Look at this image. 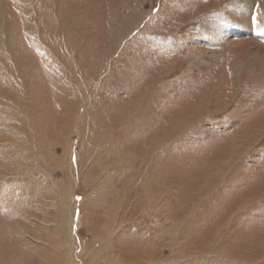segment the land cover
<instances>
[{
    "label": "rangeland",
    "instance_id": "rangeland-1",
    "mask_svg": "<svg viewBox=\"0 0 264 264\" xmlns=\"http://www.w3.org/2000/svg\"><path fill=\"white\" fill-rule=\"evenodd\" d=\"M261 6L264 0H0L6 14L4 20L0 15V264L60 263L61 250L67 247L65 241L61 243L66 218L60 211L68 216L71 208L60 202L59 180L68 191L64 199H73L79 217L88 213L75 230L82 248L78 264H91L89 253L95 245L104 248V239L95 237L111 222L104 215L117 204L114 189L120 188L132 192L122 203L124 209L119 204L116 212V217L128 222L117 232L118 250L127 242L139 258L141 245L160 226L161 238H155L159 253L147 258L156 264H264ZM108 71L113 80L124 78L129 85L106 89L104 84H112ZM71 84L86 96L85 101L84 96L79 99V106ZM29 93L37 103L26 113L23 107ZM97 93L107 94V101L95 104L100 101ZM60 101L69 102L60 105ZM203 101L204 108L197 109ZM146 103L151 105L146 118L149 130L135 115L142 113ZM76 108H80L78 121H67V114L71 117ZM16 109L23 113L14 125L12 119L8 121L15 129L10 133L6 121ZM81 113H91L94 124L83 126V130L92 126L89 133L79 131L80 121H85ZM34 127H40L39 133ZM160 130L159 148L165 154L161 171L152 168L149 159L145 168L153 179L150 188L145 184L151 193L162 191V203L171 205L166 219L165 212L160 218L147 213L146 201L140 197V183L146 177L140 174L138 180L130 170L135 163L131 153L143 148L144 138L153 141ZM27 131L40 139L31 144L23 138ZM105 140L112 142L111 151L105 149ZM43 149L53 155L48 167L54 181L48 189L36 177L48 163ZM66 153L68 160H77L80 180L75 178L76 183L72 169L54 164L56 156ZM141 162L140 157L135 165L141 167ZM103 166L120 168L121 174L110 179L113 188L92 179L99 175L104 179ZM204 171L212 178L209 198L197 195L204 185ZM155 177L161 184L156 185ZM174 222L184 224L168 232ZM112 250L116 248L104 251L94 264L115 263L118 256Z\"/></svg>",
    "mask_w": 264,
    "mask_h": 264
},
{
    "label": "bare ground",
    "instance_id": "bare-ground-1",
    "mask_svg": "<svg viewBox=\"0 0 264 264\" xmlns=\"http://www.w3.org/2000/svg\"><path fill=\"white\" fill-rule=\"evenodd\" d=\"M8 11V10H7ZM9 12V11H8ZM264 6H261L260 7V13H259V16H258V19H259V21L260 22H262L263 24H264ZM7 14H9V13H7ZM0 15H1V18L4 20V16H6V14H5V12L3 11V9H1L0 8ZM41 23V22H40ZM124 27V26H123ZM120 29V28H119ZM121 33V32H120ZM253 35V34H252ZM50 39V38H49ZM51 40V39H50ZM122 42H123V40H122ZM56 56H58V54L56 55ZM113 70V69H112ZM108 72H110V71H108ZM104 73H106V71H104ZM119 73V72H118ZM116 75H118V74H116ZM121 75V74H120ZM115 76L113 75V73L112 72H110L109 74H108V76H107V79H108V81L109 82H111L112 81V84H110V86H108V85H106V84H104V87L106 88V89H108L109 87H113V86H116V88L117 89H120V88H118V84H120V83H123V85L124 84H126V83H128V82H126V81H128V80H125L124 78L122 79V78H115L114 80H113V78H114ZM123 77V76H122ZM128 78V77H127ZM14 81V80H13ZM14 83H16L15 81H14ZM72 85V84H71ZM128 85H129V83H128ZM101 86H102V84H101ZM121 86V85H120ZM146 86V85H145ZM104 87H102L101 88V90L103 89L104 90ZM147 87V86H146ZM116 88H113V89H116ZM10 89L12 90V91H15L16 90V88L15 87H12V86H10ZM71 89H73L74 90V94H73V97H74V100H75V102H77V104H75L74 102V104L75 105H78L79 106V99L80 98H82L83 96H84V101H85V95H84V93H82L81 95H80V93H79V90L78 89H76V88H74V86L72 85V88ZM144 90H147V88H145ZM109 92V91H108ZM116 92V91H115ZM71 93H73V92H70V93H67V95H68V97L70 96V94ZM37 95V94H36ZM107 95V94H106ZM106 95L104 94V96H102V93H97V96L96 97H98V98H100V101H98V99H96L95 100V104L97 103V102H99V103H105L107 100H106ZM28 97H29V99H26V101H25V106L23 107L24 108V111L26 112V113H30V112H32L33 111V109H34V105L37 103H35V104H33V99L35 100V97L36 96H34V95H32V94H28L27 95ZM77 96H79V98L77 97ZM203 98V97H202ZM129 100V99H128ZM201 100V99H200ZM205 100V99H204ZM71 101H73V100H71ZM139 101H141V100H139ZM202 101V100H201ZM128 102V101H127ZM150 102L151 103H153L151 100H150ZM68 103V102H67ZM90 104H92L93 105V103H94V101H91V102H89ZM149 103V102H148ZM155 103V102H154ZM203 103H204V101L201 103V104H199L198 106H200V107H198L197 109H200L201 107H202V109L204 108V105H203ZM206 103V102H205ZM126 105H127V103H125ZM155 105L157 106V104L155 103ZM82 106V105H81ZM206 106V105H205ZM93 107V106H92ZM150 107H151V105L149 106V104H147L146 103V106H145V108H144V110L142 111V113L140 114V113H138V112H136L135 113V115H136V117H137V119H139L140 117H141V119H142V114L144 115L145 114V116L144 117H146V118H148V110L150 109ZM78 108V107H77ZM77 108L75 109V111H73V112H71V114H70V116L71 117H69V115L67 114V121H72V120H74V121H78L77 120V118H78V116H80V108L77 110ZM66 111V110H65ZM22 111L20 110V109H16V110H12V111H10V114L9 115H12V117L11 116H8V118H7V121H6V123H7V131L8 132H10V133H14V131H15V129L13 130V128H11V124L10 125H8V121L10 120V119H12V120H10V123H12V125H14L15 124V118L16 117H18V116H21L22 115ZM83 116H84V122L82 123V121L83 120H81L80 121V129H79V131L80 132H83L84 134L85 133H89L90 132V130H91V128H92V126H91V128H89L88 130L86 129L87 127H85V129L83 130V126H84V123L86 124V123H89V124H94V123H92L93 121H92V117H91V113H81ZM3 115H5V113H3ZM128 116H129V114H127ZM139 115H141V116H139ZM154 116H156L155 115V113H154ZM158 116H159V114H158ZM9 117H11V118H9ZM63 117H64V115H63ZM79 119V118H78ZM134 119V118H133ZM150 120V119H149ZM167 120H174V119H172V118H168ZM17 121V120H16ZM139 121V120H138ZM153 122L155 121V117L153 118V120H152ZM97 122H99V121H97ZM152 122V123H153ZM142 124H140L141 126H142V128H147V130H149V128L147 127L148 126V124H149V122L148 123H146L145 122V125H144V123L143 122H141ZM176 123V122H175ZM79 124V123H78ZM99 124V123H98ZM136 124V123H135ZM173 124V123H172ZM132 127V126H131ZM133 127H135V126H133ZM132 127V128H133ZM35 129H37V127H34ZM38 130V129H37ZM39 130H40V127H39ZM39 130H38V133H39ZM41 130H42V127H41ZM162 130V129H161ZM161 130H160V132H161ZM199 131V130H198ZM96 131H93L92 132V134H94ZM122 134V133H121ZM124 134V133H123ZM123 134H122V138H123ZM160 134H162L163 135V131L161 132V133H159V132H157L156 134H155V136L153 137V141H151L150 140V142H149V137H147L148 139H146V138H144V140L146 141L147 140V142H144L143 143V148L142 149H146L147 150V152L145 151V153H143V156H141V147H142V145L140 146V147H138L137 149L138 150H135L133 153H131V155H132V158H133V161L136 163L139 159H140V157H141V167L140 166H136L135 165V163H131L132 165L130 166V170H131V172H132V174L134 175V177H138V180H139V178L141 177L140 176V174L141 175H145V177H146V179H145V181H143V183H142V185H141V183H140V186H141V190H140V192H141V201H143V203L146 201V205H144L143 207H145V209H147V213L148 214H150L151 216H154V217H156V218H160V213L161 212H165V219H166V217L168 216L167 214H169L171 211H170V207H171V205L170 204H168V202H167V200H165L167 203H162V201L161 200H163L164 198H163V195L161 194L162 193V191H159V193L157 194V193H151V192H154V191H150V189H148L147 188V186H149V188H150V186H151V184H152V179L150 178V174H148L149 173V170H147L146 168H145V166L147 167V165H148V163H149V159L151 160V163H152V168H154L155 169V167H158L159 168V171H161L160 169V165L159 164H161V159H162V157H164V155L165 154H161V152H163V151H161V148H159L160 147V143H159V141H160V139H159V136H161ZM39 134H37V135H34V136H30V132L29 131H27V132H24V134H23V138H26V140L27 141H29L30 140V143L32 144V140H38V138L40 139V137L38 136ZM149 135V134H148ZM86 137H87V139H88V141H90V138H89V135H85ZM121 136V135H120ZM0 137H1V134H0ZM6 137V135H4V138ZM15 137V136H14ZM125 137V136H124ZM162 137V136H161ZM109 142H107V140H105V149H107V150H110L113 146H112V142H110V140H108ZM41 143L45 146V142L42 140L41 141ZM107 144V145H106ZM168 144V143H167ZM224 146V145H223ZM233 146V145H232ZM108 147V148H107ZM234 147V146H233ZM20 148V147H19ZM128 148V147H127ZM11 149H13L12 147H11ZM15 150V149H14ZM17 150V149H16ZM45 150V149H44ZM115 150V149H114ZM140 150V151H139ZM101 151H103V150H101ZM105 151V150H104ZM111 151V150H110ZM138 152H140V156H138V155H136ZM54 154V153H53ZM71 155V154H70ZM123 155V154H122ZM162 155V156H161ZM45 156L47 157V158H49L50 160H52L53 159V155H52V153L50 152V151H47V150H45ZM69 156V155H68ZM70 157V156H69ZM56 158H57V156H56ZM118 159H119V157H117ZM125 158V157H124ZM123 159V158H122ZM2 160V159H1ZM76 161V165H74V162ZM131 161V160H130ZM147 162V163H146ZM220 162H222V161H220ZM125 163V162H124ZM146 163V164H145ZM139 164V163H138ZM78 163H77V160L75 159L73 162H72V160L70 161V158H69V160H68V157H67V154H65V155H63V156H61L60 158H58V160H57V166H59L60 168H65V170H70V169H72L73 170V172H72V175H73V173H74V176H73V180H74V182L76 183V180H75V178H77L78 180H80V174L78 173ZM133 165H135V166H133ZM70 166H72V168L70 167ZM75 168H74V167ZM133 166V167H132ZM76 167H77V170H76ZM92 167V166H91ZM104 167V166H103ZM208 169H209V164H208ZM112 168V167H111ZM139 169V170H138ZM42 170H43V172H41V174L39 175V176H36L37 177V179L38 180H41L42 181V183L43 184H46V186H45V188L46 189H48V187H50V183L51 182H53L54 181V178H50V179H48V175H47V170H49V168L48 169H46V168H44V167H42ZM104 170H106V172H105V174H102V175H104L103 177H104V179H101L100 177V175L97 177V176H93L94 178H92L93 180H98V181H102L103 182V184H102V186H105L106 184L108 185V186H110L111 188H113V186L111 185V181H110V179L111 178H113V174H115V173H117V174H119L120 173V168H114L113 167V169H110V168H108V167H104ZM153 170V169H152ZM154 171V170H153ZM219 171V170H218ZM36 174V173H35ZM42 174H44L45 176H43ZM121 174V173H120ZM205 174V175H204ZM204 174H203V179H202V182H201V184L203 185H201L203 188H201V189H199V191L197 192V195L199 194V192L201 193V195L202 196H206L207 198H209V193H213V191H212V189L211 190H209L210 189V186H209V181H211V177H210V175H209V171H204ZM137 175V176H136ZM78 176H79V178H78ZM91 176H92V174H91ZM159 176H160V174H159ZM12 177V176H11ZM38 177H40V178H38ZM88 177V176H87ZM143 177V176H142ZM144 177V178H145ZM210 177V178H209ZM18 178V177H17ZM16 178V179H17ZM2 179H4V178H2ZM88 179V178H87ZM134 179V178H133ZM155 179H156V177H155ZM221 179V178H220ZM50 182H49V181ZM142 180V179H141ZM165 180V179H164ZM14 181V180H13ZM15 181H17V180H15ZM155 181H158V183L156 184V185H159V184H161V181H160V179L159 178H157ZM18 182V181H17ZM78 182V181H77ZM92 182V181H91ZM129 182V181H128ZM57 183V189H58V191H61L60 192V196H62L59 200H60V202H62L63 204V206H64V208L65 207H69V205H70V207L68 208V209H70L71 208V211H69V214H68V216L70 217V221L67 219V215H66V227H67V232H66V234H64V239H62L61 240V243L63 242V241H65L64 242V244H67V247H65V248H63L62 250H61V247H60V250H61V254L60 255H62V260H60L59 262V264H78L79 262H81V253H80V251H81V247H80V243H78V240H77V236H75V233H77V232H75V230H76V228L78 227V226H80V220H83L84 218H87L88 217V213L86 214L85 212L83 213V215L81 216V218L79 217V213H78V211H77V208H76V205L74 204V203H71V197L70 196H68V198L65 200L64 198L65 197H67V193H68V191H67V188H65V184H64V182L62 181V182H60V180L58 181V182H56ZM97 183V182H96ZM130 183H131V180H130ZM147 184V186H146V184ZM216 183V182H215ZM90 184V183H89ZM136 184V183H135ZM134 184V185H135ZM173 184V183H172ZM212 184V183H211ZM92 185V184H91ZM95 185V184H94ZM168 185V184H167ZM43 186V185H42ZM52 186H54V184H52ZM56 186V185H55ZM133 186V185H132ZM165 186V185H164ZM136 187V186H135ZM134 187V188H135ZM171 187V186H170ZM175 187V186H174ZM2 187H0V189H1ZM42 188V187H41ZM44 188V187H43ZM52 188V187H51ZM95 188H97V187H95ZM137 188H139V187H137ZM22 189H23V187L21 188V191H22ZM99 189V188H98ZM172 189V188H171ZM24 190V189H23ZM131 190V188L128 190V191H130ZM138 190V189H137ZM174 190V189H173ZM176 190V189H175ZM70 191V190H69ZM96 191V190H95ZM102 191V190H101ZM114 191H115V198H116V202L114 201V204L115 203H117L115 206H112L111 205V209H109L108 210V214H106V215H104V217L105 218H107V219H111L110 221L111 222H109L108 224H105L104 226V228L103 229H101V231H99L98 233H97V235H96V237H95V240L96 239H99V238H103L104 239V241L102 242V244L104 245V248L103 247H99V246H97V245H95V247L94 248H92V250L90 251V253H89V255H90V259H91V264H94L95 262H97L101 257H103V255H104V251H109V250H111V249H113V247H114V249L116 248V251L115 250H112L111 252H113V253H117V256H118V259L116 260V262L115 263H113V264H147V263H149V264H156L155 263V261L156 260H154V259H152V260H150V261H148L147 260V258L151 255V256H153V254L155 255V254H157V253H159L158 252V243H157V240L155 239L157 236V239H160L161 238V236H160V229L158 228V227H160V226H156L155 227V225H154V227L157 229L156 231H154V233H152L150 236L151 237H149V239L146 241V242H144V244H143V246L141 245V248H142V250L140 251V253H137V254H140V257L138 258L137 256H136V254H134V253H131V251H130V249L128 248V246H129V244L127 245V242H126V246H122V248L120 247V246H118V247H120L119 248V250L117 249V247H116V241H115V238L117 237V232H119L121 229H124L126 226H127V224H128V222H127V220L125 219L124 220V218H118V217H116L118 214L116 213L117 212V209L121 206V208H122V210L124 209V207L122 206V203H125L126 201H128V199L130 198V195L128 194V191L127 190H121V188L119 189V190H116V189H114ZM134 191V190H133ZM139 191V190H138ZM165 191V190H164ZM212 191V192H211ZM107 192V191H106ZM131 192H132V190H131ZM137 192V191H136ZM122 193V194H121ZM165 193V192H164ZM196 195V196H197ZM172 196V195H171ZM212 196V195H211ZM93 197H95V196H93ZM139 197V196H138ZM219 197V196H218ZM134 198V197H133ZM168 198V197H167ZM91 199V198H90ZM37 200V199H36ZM149 200V201H148ZM207 200V199H206ZM72 201H73V199H72ZM80 201V200H79ZM83 201V200H82ZM91 201V200H90ZM139 202H140V200H138ZM84 202V201H83ZM195 202V201H194ZM243 202V201H242ZM39 203V202H38ZM143 203H141L140 202V205L142 206V204ZM209 203V202H208ZM239 203H241V202H239ZM244 203V202H243ZM249 203H250V201H249ZM46 203H44V205H45ZM119 204H121L120 206H119ZM237 204V203H236ZM247 204V203H246ZM252 204V203H251ZM19 205V204H18ZM34 205V204H33ZM39 205V204H38ZM125 205V204H124ZM148 205V206H147ZM169 205V206H168ZM195 205V204H194ZM235 205V204H234ZM14 206H16V205H14ZM40 206V205H39ZM140 206V207H141ZM20 207H22V206H20ZM50 207V206H49ZM84 207V206H83ZM197 207H198V205H197ZM246 207V206H245ZM66 208V209H67ZM161 208H163V210L161 211ZM166 208V209H165ZM193 208V207H192ZM199 208V207H198ZM197 208V209H198ZM210 208V207H209ZM233 208V207H232ZM19 209V208H18ZM43 209V208H42ZM65 209V210H66ZM200 209V208H199ZM81 210V209H80ZM144 210V209H143ZM202 210V209H201ZM234 210V209H233ZM64 211V210H63ZM67 211V210H66ZM145 211V210H144ZM200 211V210H199ZM45 212V211H44ZM119 212V211H118ZM168 212V213H167ZM43 213V212H42ZM120 213V212H119ZM147 213H141L142 215L141 216H144L145 214H147ZM203 213V212H202ZM15 214V213H14ZM200 214H201V212H200ZM42 215V214H41ZM95 215V214H94ZM156 215V216H155ZM198 215V214H197ZM197 215H195V216H197ZM48 216V215H47ZM193 216V215H192ZM13 217V216H12ZM50 217V216H49ZM119 217H121L120 215H119ZM19 218V217H18ZM17 218V219H18ZM33 218V217H32ZM44 218V217H43ZM47 219H49L48 217H46ZM190 218H192V217H190ZM235 218V217H234ZM233 218V219H234ZM12 219V218H11ZM14 219V218H13ZM120 220V221H119ZM146 220V219H145ZM175 220V219H174ZM199 220V219H198ZM36 221V220H35ZM50 221V220H49ZM83 221H85V220H83ZM82 221V222H83ZM107 221V220H106ZM149 221V220H148ZM194 221V220H193ZM18 222H20V221H18ZM55 222V221H54ZM108 222V221H107ZM141 222V221H140ZM173 222V221H172ZM26 223V222H25ZM34 223V222H33ZM39 223V222H38ZM41 223V222H40ZM59 223V222H58ZM84 223V222H83ZM24 224V223H23ZM86 224V223H85ZM98 224V223H97ZM138 224V223H137ZM140 224V223H139ZM161 224V223H160ZM184 223H180V222H174V223H171V226L170 227H168V232L171 230V229H178V226H180V225H183ZM35 225H36V222H35ZM39 225V224H38ZM46 225V224H45ZM44 225V226H45ZM60 225V224H59ZM81 225H83L82 223H81ZM87 225V224H86ZM89 225V224H88ZM94 225V224H93ZM163 225V224H162ZM219 225V224H218ZM2 226V225H1ZM21 226V225H20ZM51 226V225H50ZM61 226V225H60ZM139 226V225H138ZM142 226V225H141ZM145 226V225H144ZM15 228H16V226H14ZM22 227V226H21ZM55 227V226H54ZM143 227V226H142ZM142 227H138V228H136L138 231H140V229L142 228ZM172 227V228H171ZM222 228H223V225L221 226ZM229 227V226H228ZM49 228V227H48ZM81 228V227H80ZM144 228V227H143ZM143 228H142V230H143ZM146 228V227H145ZM233 228V227H232ZM6 229V228H5ZM12 229H14V228H12ZM12 229H11V231L10 232H12ZM16 229H19V228H16ZM94 229V228H93ZM40 230V229H39ZM90 230V229H89ZM92 230V229H91ZM90 230V231H91ZM119 230V231H118ZM210 230V229H209ZM218 230H219V228H218ZM222 230V229H221ZM233 230V229H232ZM21 231V230H20ZM38 232V231H37ZM45 231H43V233H44ZM160 232V233H159ZM92 233H93V231H92ZM213 233V232H212ZM7 234H9V233H7ZM15 234V233H14ZM51 234V233H50ZM29 235V234H28ZM59 235V234H58ZM65 235H66V237H65ZM163 235V234H162ZM27 236V235H26ZM46 236V235H45ZM63 236V235H62ZM61 237V236H60ZM99 237V238H98ZM21 238V237H20ZM55 238H56V235H55ZM63 238V237H62ZM13 239H15V238H13ZM13 239H10V241H12ZM18 239V238H17ZM16 239V240H17ZM47 239H49V238H47ZM122 238L120 237L119 238V240H121ZM181 239V238H180ZM15 240V241H16ZM35 240V239H34ZM37 240H39V238L37 239ZM36 240V241H37ZM53 240V239H52ZM123 240V239H122ZM132 240V239H131ZM21 241V240H20ZM45 241H47L46 239H45ZM50 241V240H49ZM54 241H56L55 239H54ZM58 241H60V240H58ZM50 242H53V241H50ZM96 242V241H95ZM11 243V242H10ZM9 243V244H10ZM12 243H13V241H12ZM15 243V242H14ZM13 243V244H14ZM92 243V242H91ZM16 245H17V242L15 243ZM53 244H54V242H53ZM63 244V245H64ZM99 244V243H98ZM5 245H7L8 246V244H5ZM55 245V244H54ZM53 245V246H54ZM58 245V244H57ZM82 245V244H81ZM19 245H17V247H18ZM66 246V245H65ZM145 246V247H144ZM4 247V246H3ZM6 247V246H5ZM10 247V246H9ZM12 247H13V245H12ZM56 247V246H55ZM7 248V247H6ZM18 248H20V247H18ZM54 248V247H53ZM108 248V249H107ZM11 249V248H10ZM14 249V248H13ZM55 249V248H54ZM58 249H59V247H58ZM140 249V248H139ZM45 250V249H44ZM3 251H5V248L3 249ZM10 251V250H9ZM9 251H7L8 253H9ZM13 251V250H12ZM15 251V250H14ZM17 251H19V250H17ZM16 251V252H17ZM48 251V250H47ZM150 251V252H149ZM1 252V251H0ZM45 252V251H44ZM86 252H88V251H86ZM157 252V253H156ZM53 253V252H52ZM57 254V253H56ZM63 254H65V255H63ZM193 254V253H192ZM15 255V254H14ZM18 256H19V254H18ZM27 257V256H26ZM159 257V256H158ZM187 257V256H186ZM124 258L126 259V263L124 262ZM6 259V258H5ZM24 259V258H23ZM26 259V258H25ZM27 259H28V257H27ZM79 259V260H78ZM156 259V258H155ZM162 259V258H161ZM171 259H173V258H171ZM18 260V259H17ZM165 260V259H164ZM19 261H22V260H19ZM88 261V260H87ZM146 261H148V262H146ZM171 261V260H170ZM192 261V260H191ZM8 262H10V261H8ZM178 262V261H177ZM202 262V261H201ZM11 263V262H10ZM17 263V262H16ZM19 263V262H18ZM25 263V262H24ZM88 263V262H87ZM159 263V262H158Z\"/></svg>",
    "mask_w": 264,
    "mask_h": 264
},
{
    "label": "crops",
    "instance_id": "crops-1",
    "mask_svg": "<svg viewBox=\"0 0 264 264\" xmlns=\"http://www.w3.org/2000/svg\"><path fill=\"white\" fill-rule=\"evenodd\" d=\"M61 91H63L62 90V88H61ZM67 102H69V101H60V105L61 104H66ZM128 105H130V104H128ZM129 109V108H128ZM128 112V111H127ZM127 114H129V113H127ZM146 119V117H143L142 116V119H141V122H144V120ZM73 121V120H72ZM108 122V121H107ZM146 123H148L149 122V119H146V121H145ZM113 150H114V148H113ZM49 151V150H48ZM50 152H51V150H50ZM43 154L45 155V150L43 149ZM67 154V153H66ZM62 156V155H61ZM60 156V157H61ZM60 157H57L56 159H55V166H57V160H58V158H60ZM51 160L48 158V163H47V165L45 166V168L46 169H48L49 167H48V164H49V162H50ZM58 168H60L59 166H57ZM47 175H48V179H50L51 178V175L49 174V170H47ZM50 176V177H49ZM61 213L60 214H62V216L64 217V218H66V212L65 211H60ZM67 219L70 221V217L69 216H67ZM107 222V221H106ZM105 222V223H106ZM63 226H64V234H66V232H67V227H66V222H63V224H62ZM65 237H66V235H65Z\"/></svg>",
    "mask_w": 264,
    "mask_h": 264
},
{
    "label": "snow or ice",
    "instance_id": "snow-or-ice-1",
    "mask_svg": "<svg viewBox=\"0 0 264 264\" xmlns=\"http://www.w3.org/2000/svg\"><path fill=\"white\" fill-rule=\"evenodd\" d=\"M253 19H255V18H253Z\"/></svg>",
    "mask_w": 264,
    "mask_h": 264
}]
</instances>
